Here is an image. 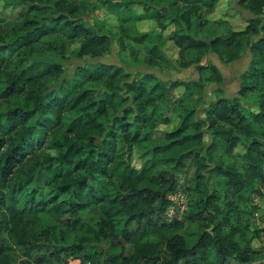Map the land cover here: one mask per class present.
Listing matches in <instances>:
<instances>
[{"label":"trees","instance_id":"16d2710c","mask_svg":"<svg viewBox=\"0 0 264 264\" xmlns=\"http://www.w3.org/2000/svg\"><path fill=\"white\" fill-rule=\"evenodd\" d=\"M2 1L25 3L28 10L11 24L16 39L0 45V55L18 51L10 62L0 59V105L16 102L0 111V264H14L12 244L33 250L51 241L54 232L43 216L58 222L66 244L51 254L56 264L72 258L95 264L96 254L83 245L94 240L111 242L106 264H229L234 254L241 264L252 262L248 224L234 226L218 201L234 211L247 190L264 196V0H238L254 17L209 42L192 35L193 22L203 26L221 0H170L156 13L162 29L175 26L168 40L179 49L180 67L196 66L200 81L167 83L153 73L133 75L99 63L78 68L73 87L65 82L50 92L48 81L61 78L64 67L34 60V53H64L67 41L82 39L78 55L94 59L110 50L109 38L72 19L80 10L76 0H48L58 15L48 22L34 18L45 0ZM133 33L122 29V51L127 41L148 39ZM208 54L224 64L249 54L250 62L237 96L205 106L203 77L223 82L216 65L201 64ZM165 59L155 47L147 64L158 67ZM172 116L177 127L161 130ZM240 146L242 154L236 152ZM148 148V165L135 168L134 152ZM188 165L196 171L182 188L175 172ZM206 175L217 179L219 189H209ZM180 191L187 196L186 212L168 221V196ZM85 211L94 214L88 224ZM186 222L199 224L194 245L179 233Z\"/></svg>","mask_w":264,"mask_h":264},{"label":"rangeland","instance_id":"374dc122","mask_svg":"<svg viewBox=\"0 0 264 264\" xmlns=\"http://www.w3.org/2000/svg\"><path fill=\"white\" fill-rule=\"evenodd\" d=\"M79 5V12L72 18L77 23L82 24L99 35H106L110 41V50L98 58L80 57L78 55L81 41H75L74 43L66 42V51L60 53L59 51L52 49L46 50L43 54L36 52L33 55L34 60H44L46 62H56L64 67V74L58 80H49L47 85L49 92L57 90L62 83L67 82L69 86L73 87L78 80V68H89L99 63L110 64L122 67L125 71L137 75L145 73H153L159 77L162 81L171 83L174 80H181L185 82L200 81V75L196 66H192L189 69H183L180 67L179 49L176 48L173 42H170L169 36H172L175 26L166 21V29H162L155 20L156 13L159 10L167 7L170 0H76ZM125 4H130L132 11H128ZM38 9L35 11L34 18H37L39 22L46 21L52 17L58 16L56 14V8L53 3L45 0L37 3ZM28 10V5L25 3H18L16 1H2L0 2V45L2 42H9L12 39L15 40L14 30L11 24L18 20L21 15L25 14ZM165 13H163L164 15ZM253 14L246 9L241 8L238 5V0H221L216 7V10L206 15L204 25H200L198 21L193 22L192 35L197 39H201L209 42L218 33L228 31V29L241 30L246 26V21L253 18ZM264 18V16H263ZM169 19V18H168ZM229 28H228V27ZM127 28L134 32L136 29L138 33L147 35L146 42L136 44L133 42H126L124 51L120 48V38H122V29ZM134 34V33H133ZM160 38V39H159ZM12 40V41H13ZM167 40V44L164 43ZM157 47L160 52L166 58L161 62L158 67H150L147 64L148 58L151 56L152 50ZM50 48V46H49ZM17 50V48H15ZM248 55V54H246ZM245 57L231 64L222 63L215 54H208L202 61V65L214 64L216 65L223 75V82L221 84L209 81V77L204 78V103L205 106L211 102H215L220 97L233 98L237 96L240 85L241 76L248 70L249 62ZM13 58H18V51L8 52L0 55V59H6V62H10ZM78 72V74H77ZM183 93V92H182ZM181 91L178 95H182ZM192 103V102H191ZM11 103H4L0 105V111H6ZM190 104V103H188ZM245 109H254L251 104L244 105ZM199 112V111H198ZM204 116L203 111L199 112V116ZM171 115V114H170ZM178 117L172 116V123L169 125H162L160 128L164 131H172L177 127ZM161 137L159 133L154 137ZM206 142L209 143L210 139L206 138ZM237 153H243L244 148L238 147ZM150 149L136 150L133 156V166L137 169H142L148 165L150 159ZM241 160V159H240ZM196 168L187 166L182 171L175 172L178 178L180 187H186L190 185V180L194 175ZM206 183L210 190L212 188L219 189L217 179L215 177H208ZM264 191V189H263ZM246 201H238L239 209L229 211L226 208V201L220 200L218 204L225 213L232 215V224L234 226L244 228L247 224L249 226L248 239L252 242V251L254 260L250 263L243 264H264V196L259 195L253 191H246L244 194ZM257 210L254 211V209ZM187 209V203L185 208H181L177 215L178 219H182ZM81 217L88 224L94 219V214L91 211H85L81 213ZM185 219V218H184ZM44 225L53 229L51 241H45L41 248H35L33 250L24 249L21 247H12L15 251L14 264H22L27 259L36 260L40 257H44L47 260V264H56V259L51 257V254L55 253V249L59 250L62 247H66L61 239L60 232L58 230V222L48 216H43ZM123 223L120 221L117 225V229L121 230ZM137 225L133 226L136 229ZM191 245H194L197 241L200 228L197 222H186L185 227L179 231ZM90 236L87 237L89 241ZM110 241H91L85 242V250L90 254H96L95 264H106L107 257L105 252L110 247ZM244 244V242H241ZM243 246V245H242ZM128 252H132V246L128 245ZM229 264H241L236 259V254L231 257Z\"/></svg>","mask_w":264,"mask_h":264},{"label":"built area","instance_id":"2783aa9c","mask_svg":"<svg viewBox=\"0 0 264 264\" xmlns=\"http://www.w3.org/2000/svg\"><path fill=\"white\" fill-rule=\"evenodd\" d=\"M168 198L173 203L167 212V220L172 221L175 216L178 215L181 208H185L187 196L183 192H177L175 194L169 195ZM66 264H85L80 259L72 258Z\"/></svg>","mask_w":264,"mask_h":264},{"label":"crops","instance_id":"0c3cea01","mask_svg":"<svg viewBox=\"0 0 264 264\" xmlns=\"http://www.w3.org/2000/svg\"><path fill=\"white\" fill-rule=\"evenodd\" d=\"M246 58H247L248 62H250V55L249 54L246 55Z\"/></svg>","mask_w":264,"mask_h":264}]
</instances>
